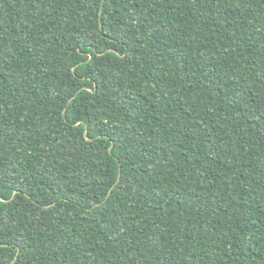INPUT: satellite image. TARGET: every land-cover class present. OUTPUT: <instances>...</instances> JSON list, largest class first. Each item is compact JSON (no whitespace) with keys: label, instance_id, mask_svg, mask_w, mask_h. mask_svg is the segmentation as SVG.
<instances>
[{"label":"trees","instance_id":"16d2710c","mask_svg":"<svg viewBox=\"0 0 264 264\" xmlns=\"http://www.w3.org/2000/svg\"><path fill=\"white\" fill-rule=\"evenodd\" d=\"M0 264H264V0H0Z\"/></svg>","mask_w":264,"mask_h":264}]
</instances>
